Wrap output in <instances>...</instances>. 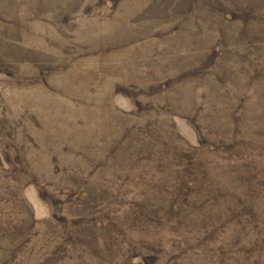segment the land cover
I'll return each instance as SVG.
<instances>
[{
	"label": "rangeland",
	"instance_id": "obj_1",
	"mask_svg": "<svg viewBox=\"0 0 264 264\" xmlns=\"http://www.w3.org/2000/svg\"><path fill=\"white\" fill-rule=\"evenodd\" d=\"M0 264H264V0H0Z\"/></svg>",
	"mask_w": 264,
	"mask_h": 264
}]
</instances>
